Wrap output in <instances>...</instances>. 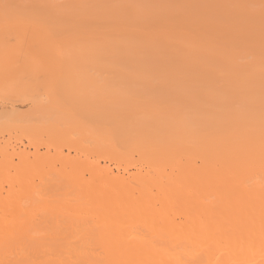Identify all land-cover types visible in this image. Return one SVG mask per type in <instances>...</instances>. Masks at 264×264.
<instances>
[{
	"label": "bare ground",
	"instance_id": "6f19581e",
	"mask_svg": "<svg viewBox=\"0 0 264 264\" xmlns=\"http://www.w3.org/2000/svg\"><path fill=\"white\" fill-rule=\"evenodd\" d=\"M29 5L45 30L32 43L0 40V86L52 88L58 59L44 32L81 38L82 58L94 57L110 83L126 91L97 97L101 136H130L139 166L132 173L96 167V178L77 193L92 194L95 215L74 214L65 197L50 207V214L57 207L62 213L48 216L49 223L38 217L45 200L34 177L9 181L14 204L0 191V264H264V0ZM106 14L117 17L102 26ZM104 39L107 45L93 49ZM128 102L135 105L129 111ZM5 111L2 106L0 116ZM10 148L0 142V152L12 160ZM13 154L27 166L37 148ZM68 163L90 165L80 156ZM54 179L69 186L77 181L62 172ZM153 189L165 201L156 208ZM118 200L123 203L111 207Z\"/></svg>",
	"mask_w": 264,
	"mask_h": 264
},
{
	"label": "rangeland",
	"instance_id": "374dc122",
	"mask_svg": "<svg viewBox=\"0 0 264 264\" xmlns=\"http://www.w3.org/2000/svg\"><path fill=\"white\" fill-rule=\"evenodd\" d=\"M69 1L71 0H53V5L60 7ZM29 2L30 0H0V40L3 38L10 41L25 39L28 43H32L43 35L45 29L39 27ZM115 17H117L115 14H106L99 22L102 26H106ZM41 23L44 25L51 22L42 21ZM44 33L49 35L48 39L58 54H56L58 61H54L56 67L52 70L56 81L54 86L45 92L38 87L22 92L0 86V110L2 106L6 110L4 115L0 116V142L12 145L7 153L14 156L10 160L7 156L5 157V151L0 152V172L4 173L0 174V191L7 196L5 199L10 198L7 202L14 204L11 200L14 199L15 194H7L10 190L9 181L12 182L17 178L28 181L30 180L28 178L34 177L45 200V203L40 204L37 209L38 217L44 223L50 222L48 216L52 214L61 215L62 211L58 207L50 214V207L58 199L65 197L67 200L70 199L69 208L74 214L92 217L96 213L92 194L89 191L84 196L77 193L87 190L90 182L96 178L98 170H102H100L103 168L101 165L105 166L103 169L110 168L108 170L112 169L114 173L118 170L123 171L124 168L132 173L136 171V166H139V152L130 149L128 145L129 140L132 139L130 136L124 135L104 141V136H101L104 134L100 132L99 120L103 113L97 97L104 90L121 93L126 91L121 86H113L110 83L109 78L104 74L105 70H101L94 64V57L90 60L82 58L81 38L51 29ZM108 42V39H104L103 42L94 45L93 49H99ZM32 54L37 52L34 51ZM63 54L68 60L64 59ZM134 106L133 102H128L125 107L129 111ZM44 107L48 110H41ZM189 109L187 105L182 111L186 112ZM44 112L46 114H42ZM103 126L105 127L104 124ZM116 127L127 128L126 124H118ZM160 141L166 142L167 137L161 138ZM189 141L191 142L192 138H189ZM24 146L31 153L37 148V156H31L27 166L19 162L18 157L13 154ZM78 156L87 158L90 165L82 169L72 168L68 159ZM96 162H99L98 166H95ZM8 163L14 164L15 167L7 170ZM107 165L108 168H106ZM166 165L163 164V166ZM116 166L117 168H114ZM169 166H166V169ZM96 167L100 168L97 170ZM57 172L66 174L67 179L75 178L76 183L73 186H69L66 181L54 183ZM24 177L27 179L25 180ZM15 187L18 185L15 184ZM116 188L106 189L103 194ZM123 194L127 197L131 194V190H123ZM152 195L155 199V208L165 203L156 189L152 190ZM25 203L29 204L27 201ZM122 203L118 200L111 207H117ZM161 207L167 210L169 206ZM177 207L176 210L179 211L180 207L178 205ZM5 208L6 204L2 209ZM61 223H65V218ZM91 223L93 220H89L87 224ZM116 223L118 221H113L111 225Z\"/></svg>",
	"mask_w": 264,
	"mask_h": 264
}]
</instances>
